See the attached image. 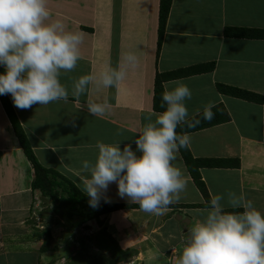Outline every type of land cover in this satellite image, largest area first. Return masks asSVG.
<instances>
[{
  "label": "crops",
  "instance_id": "1",
  "mask_svg": "<svg viewBox=\"0 0 264 264\" xmlns=\"http://www.w3.org/2000/svg\"><path fill=\"white\" fill-rule=\"evenodd\" d=\"M47 7L51 14L48 22L60 20L66 31L84 35L75 70L62 72L60 77L69 90L67 102L35 104L21 110L7 95L42 166L59 172L83 193L77 173L83 161L95 160L96 142L120 143L122 149L136 138L150 113L158 112L153 108L157 74L214 63L212 71L165 80L162 87L165 82L179 80L190 88L188 120L203 112L209 102L226 111L228 121L188 132V148L194 158L219 161L217 167L199 170L209 198L227 191L243 193L264 214V39L223 34L226 27L264 31V0H172L159 51V0H47ZM126 51H135L140 63L118 86H90L79 100L72 96L77 78L95 76L109 64L123 68ZM218 84L254 93L260 101L222 94ZM86 99L106 100L111 108L102 117L90 115L83 108ZM173 163L190 177L179 153ZM33 178L32 166L0 99V264H69L75 255L56 248L55 237L56 245L49 243L44 248V229L51 225L46 226L47 222L59 224L62 220L56 223L51 220L53 215L45 216L51 207L42 208L40 192L32 188ZM106 195L107 203L124 207L102 215L99 221L85 222L89 226L84 229L92 235L81 236L75 231L73 238L88 242L103 228L122 250L135 251L129 264H170V258L180 252L182 236L196 219H202L198 210L206 208L188 207L206 202L191 177L180 200L162 216L121 199L114 183ZM100 203L105 202L101 199ZM98 249L102 264H116L110 262L106 249ZM83 264L94 263L85 259Z\"/></svg>",
  "mask_w": 264,
  "mask_h": 264
},
{
  "label": "clouds",
  "instance_id": "2",
  "mask_svg": "<svg viewBox=\"0 0 264 264\" xmlns=\"http://www.w3.org/2000/svg\"><path fill=\"white\" fill-rule=\"evenodd\" d=\"M50 16L47 0H0V96L10 94L17 109L68 101L69 90L60 77L62 72L75 70L84 34L66 31L60 20L48 22ZM139 63L135 51H126L123 68L109 64L95 76L79 77L73 82L71 94L79 100L90 86L116 87ZM163 87L164 110L150 113L132 143H125L121 149L120 143L97 141L95 160L82 162L77 174L90 207L97 208L101 199L110 202L106 193L114 183L121 199L138 204L146 213L162 216L186 191L190 177L173 161L180 149L191 143L188 133L177 134L176 129L181 124L194 126L188 121L186 105L192 92L179 80L165 82ZM214 106L212 102L204 106L205 120L213 118ZM83 108L90 115L102 117L111 105L106 100L86 99ZM198 211L202 219H196L182 236L180 252L170 258V264H264V214L243 193L213 194L209 206ZM50 226L63 231L66 228L62 222ZM88 226L83 224L76 231L82 236L92 235L85 230ZM66 236H53L59 249L67 246Z\"/></svg>",
  "mask_w": 264,
  "mask_h": 264
},
{
  "label": "trees",
  "instance_id": "3",
  "mask_svg": "<svg viewBox=\"0 0 264 264\" xmlns=\"http://www.w3.org/2000/svg\"><path fill=\"white\" fill-rule=\"evenodd\" d=\"M172 0H159L158 10V41L157 50H160L162 38L165 31L166 20L170 11ZM225 37L228 38H245V39H264V31L257 29L238 28V27H226L223 31ZM214 69V63H207L188 67L186 69H179L177 71L157 74L154 84V99L153 108L158 112H162L164 108L162 104V82L183 77L190 76L198 73L212 71ZM0 74H3V69L0 68ZM217 90L225 95L232 96L235 98L258 102L260 101L254 93L241 90L234 87H228L225 85L218 84ZM4 111L10 121L12 130L19 142L20 147L27 160L30 162L34 178L32 181V188L40 192V202L43 206L50 205L52 211V219L58 223L57 219H61L65 223V233L68 237H73V229L80 227L89 220L99 221V218L107 213L123 208L124 205H115L109 203H100L97 208L89 206V197L81 193L79 189L74 186L68 179H66L59 172L51 169H47L42 166L32 151L29 140L26 137L24 130L22 129L16 114L8 101L7 95L0 96ZM214 116L211 120H205L203 118V112L189 119L188 121L193 123V127H189L188 124H181L177 127V134L188 133L191 131H197L209 126H214L229 120V116L226 111L220 107L212 108ZM199 121L198 123H195ZM180 156L186 166V169L194 182V185L198 188L203 198L205 199L204 204L200 205H188V207H208L209 206V195L206 187L200 176V168H211L219 166V161L214 159H197L194 158L189 148H181L179 151ZM233 211V210H227ZM74 219H77L76 221ZM52 223L47 222V225ZM46 229H44L45 231ZM46 241L44 242V248H48L50 235L47 232L44 233ZM78 238L77 240H80ZM90 239V238H89ZM94 243L96 248L106 249L109 252L110 262L116 264H129L130 260L135 255V251L122 250L116 240L111 237L103 228L90 239ZM81 244L84 241L81 239ZM56 247V246H55ZM95 259V258H94ZM93 260V257H92ZM103 263V260H102ZM114 264V263H113Z\"/></svg>",
  "mask_w": 264,
  "mask_h": 264
},
{
  "label": "rangeland",
  "instance_id": "4",
  "mask_svg": "<svg viewBox=\"0 0 264 264\" xmlns=\"http://www.w3.org/2000/svg\"><path fill=\"white\" fill-rule=\"evenodd\" d=\"M36 203H38V202H36ZM41 206L42 207H45V206H43L42 204H41ZM47 206H48V204H47ZM46 208H48V207H46ZM45 210V209H44ZM43 210V211H44ZM51 214V215H50ZM49 215L50 216H52V212H51V210L50 209H48L47 210V212L45 213V216L46 217H49ZM51 220L52 221H54L52 218H51ZM58 221H59V219H57ZM61 220V219H60ZM75 221L77 220V219H74ZM60 222H62V223H64V221L62 220V221H60ZM54 223V222H53ZM49 228V229H48ZM55 228V229H54ZM88 228V227H87ZM79 231L78 230V227H76V228H74L73 229V231L75 232V231ZM94 231V230H93ZM49 233V235L50 236H55V237H59V236H61V237H63L64 238V236H66L64 233V231L61 229V227H52V226H48L47 228H46V230H45V234L46 233ZM76 233H79V232H76ZM62 234L64 235V236H62ZM73 235H74V233H73ZM76 236H78V235H76ZM82 236V235H81ZM53 240H50L49 241V243H50V246H52V245H56L55 244V242H56V240H55V238L53 237L52 238ZM80 241H81V239H80ZM80 241H78V240H75L73 243H72V241H71V239H70V237H67L66 236V241H64V243L67 245L66 247H65V251H66V254H69L70 256H73V255H75L74 256V258L72 259L71 258V260H68V261H71L70 263H73V262H76V263H78V264H83V260H85V259H88V260H91L92 259V257H93V260H92V263H94V264H102V262H101V260H102V255L101 256H99L98 255V252H97V250H96V248H95V245L93 244V243H91V242H85L84 241V243L83 244H81L80 243ZM72 243V244H71ZM68 247H72L74 250H75V253H73V250H70ZM56 248H57V245H56ZM70 250H68V249ZM86 256V257H84V255ZM95 258V259H94ZM69 263V264H70ZM88 263H91V262H88Z\"/></svg>",
  "mask_w": 264,
  "mask_h": 264
},
{
  "label": "built area",
  "instance_id": "5",
  "mask_svg": "<svg viewBox=\"0 0 264 264\" xmlns=\"http://www.w3.org/2000/svg\"><path fill=\"white\" fill-rule=\"evenodd\" d=\"M61 244V243H60ZM63 246V245H62Z\"/></svg>",
  "mask_w": 264,
  "mask_h": 264
}]
</instances>
